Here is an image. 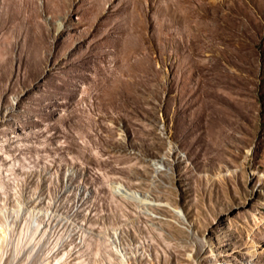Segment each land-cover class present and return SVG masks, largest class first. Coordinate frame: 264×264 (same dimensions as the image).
<instances>
[{"label": "rangeland", "instance_id": "obj_1", "mask_svg": "<svg viewBox=\"0 0 264 264\" xmlns=\"http://www.w3.org/2000/svg\"><path fill=\"white\" fill-rule=\"evenodd\" d=\"M0 208V264H264V0H0Z\"/></svg>", "mask_w": 264, "mask_h": 264}, {"label": "bare ground", "instance_id": "obj_2", "mask_svg": "<svg viewBox=\"0 0 264 264\" xmlns=\"http://www.w3.org/2000/svg\"><path fill=\"white\" fill-rule=\"evenodd\" d=\"M113 190L114 192L120 194L121 196L124 195V197H133L139 200V202L141 203V205H143L144 207H149L150 208V204L152 202V199H150V197L148 195H143L142 197H140L138 194L136 193H131L129 192L121 183H117L113 186ZM1 209V208H0ZM36 210V209H35ZM0 213L2 214V211L0 210ZM33 218H30L29 220V224H31ZM28 224V225H29ZM8 225L6 223H0V254L1 252H3L6 248V246L8 245ZM44 228L38 221L36 222V231H44ZM46 232V231H45ZM5 252V251H4ZM53 253V252H52ZM5 254V253H4ZM3 255V254H2ZM49 261L48 262H44L42 264H51L52 259H54V257H49ZM57 257H55V261H56ZM57 263V262H56ZM69 264V263H68ZM77 264H88L86 263L84 260H77ZM126 264V263H125Z\"/></svg>", "mask_w": 264, "mask_h": 264}]
</instances>
